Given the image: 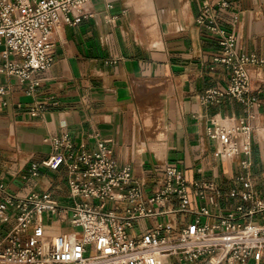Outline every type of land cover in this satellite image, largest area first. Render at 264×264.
<instances>
[{
    "label": "crops",
    "instance_id": "crops-1",
    "mask_svg": "<svg viewBox=\"0 0 264 264\" xmlns=\"http://www.w3.org/2000/svg\"><path fill=\"white\" fill-rule=\"evenodd\" d=\"M205 3L217 12L220 26L235 32L240 54L264 60V0H89L86 17L55 34V63L32 75L39 82L34 93L17 76L2 74L0 181L6 191L20 198L50 193L60 208L73 205L66 165L42 164L59 151L52 140L66 136L74 144L73 154L81 148L95 150L98 140H108L119 166L130 165L148 194L168 166L184 172L191 212L142 218L128 229L131 236L159 223L172 222L180 230L203 207L210 216L200 220L208 224L236 209L243 200L231 192L243 190L236 180L241 157H220L208 130L214 122L245 117L248 110L235 99L201 101L205 90H225L230 79L213 61L219 51L216 39L197 23ZM248 67L260 99L252 110L251 175L264 200V63ZM36 106L42 108L33 116ZM34 164L39 165L37 175ZM208 182L218 189L207 193L214 198L210 204L194 188ZM8 214L10 219L0 222V237L15 225L17 208ZM41 218L49 236L72 228L68 211H45ZM178 258L169 257L168 264ZM238 264H264V247Z\"/></svg>",
    "mask_w": 264,
    "mask_h": 264
},
{
    "label": "built area",
    "instance_id": "built-area-1",
    "mask_svg": "<svg viewBox=\"0 0 264 264\" xmlns=\"http://www.w3.org/2000/svg\"><path fill=\"white\" fill-rule=\"evenodd\" d=\"M88 1L0 0V50L4 60L0 76L15 75L20 82H27L28 91L34 93L39 82L32 80V75L55 63V34L63 26L80 23L87 15ZM217 15L205 3L197 23L216 39L219 51L213 61L230 74V79L225 90H205L201 101L212 104L235 99L248 110L247 116L232 122H214L208 130L220 157H241L236 180L243 190H232L231 194L240 196L243 202L219 215L212 224L200 220L201 215L210 216L209 208L203 207L194 211L196 220L180 230L172 222L159 223L138 237L131 236L128 229L142 218L191 212L190 184L184 172L168 166L148 194L130 165L119 166L108 140H98L95 150L81 148L73 154L74 144L69 137L54 138L53 146L59 151L42 164L50 168L66 165L74 203L60 208L50 193L16 197L0 181V222L10 219L9 208L18 210L15 225L0 237V264H163L161 256L179 257L174 264H238L264 247V200L259 198L251 175L252 110L260 99L248 67L264 60L255 54H240L235 32L220 26ZM5 90L0 87L1 93ZM41 108H32L31 114L36 116ZM38 168L34 164L32 173L37 175ZM194 188L202 202L213 203L214 198L207 193L218 191L214 182L195 183ZM61 210L71 213L72 228L48 239L41 216L45 211ZM121 210L123 215L119 214ZM218 255L222 256L212 263Z\"/></svg>",
    "mask_w": 264,
    "mask_h": 264
},
{
    "label": "bare ground",
    "instance_id": "bare-ground-1",
    "mask_svg": "<svg viewBox=\"0 0 264 264\" xmlns=\"http://www.w3.org/2000/svg\"><path fill=\"white\" fill-rule=\"evenodd\" d=\"M65 230H68V229H65ZM46 235L49 237V235L47 234V230H46ZM56 236V235H55ZM222 255H218V256H215V257H213L212 258V263H216L218 260H219V258L221 257ZM159 260L161 261V263H165V262H167L168 261V257L167 256H161L160 258H159Z\"/></svg>",
    "mask_w": 264,
    "mask_h": 264
},
{
    "label": "rangeland",
    "instance_id": "rangeland-1",
    "mask_svg": "<svg viewBox=\"0 0 264 264\" xmlns=\"http://www.w3.org/2000/svg\"><path fill=\"white\" fill-rule=\"evenodd\" d=\"M58 234H60V233H58ZM58 234H56V235H58ZM45 235H46V233H45ZM46 237H47L48 239H50V238H52L53 236H49V237H48V236L46 235Z\"/></svg>",
    "mask_w": 264,
    "mask_h": 264
}]
</instances>
